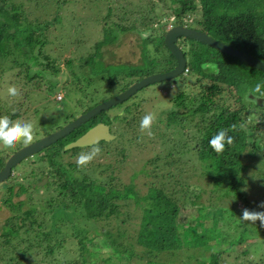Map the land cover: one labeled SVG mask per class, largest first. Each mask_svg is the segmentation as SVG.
Instances as JSON below:
<instances>
[{
  "label": "trees",
  "instance_id": "16d2710c",
  "mask_svg": "<svg viewBox=\"0 0 264 264\" xmlns=\"http://www.w3.org/2000/svg\"><path fill=\"white\" fill-rule=\"evenodd\" d=\"M78 1L80 0H0V63L6 65L4 67L0 66V70L4 72L5 70L15 69L16 72L13 73L15 77L23 74L22 81L29 82L37 75L31 76L29 74L30 59L38 63H43V59L48 60L46 65L52 67L49 64L48 56L45 55L48 54L45 52L48 50L46 48V31L49 30L51 25L56 26L62 21L61 10L68 12L69 15H75L77 9L87 8L91 3L107 8L105 16L101 18L104 23L101 25L100 37L92 44L85 45V42L77 35L72 37L74 29L70 31L69 35L72 34L70 38L73 41L67 42L66 47L72 48L70 49L72 56L66 58L65 65L70 69L71 78L67 80V86L79 91L80 89L86 90V88H89V93L91 90L96 91L97 87L94 84L102 79L109 82V84L107 83V89L116 88L117 94L146 75L163 72L174 66L175 60L163 42L166 31L163 29L162 31L158 30V34L150 33L146 38V40L151 39L150 44H152V47L157 42L155 53H161V59L157 64L162 66L163 70H147L154 66L153 64L157 60L154 63L149 61L150 67H145L142 70L132 71L129 67L122 72L116 70L114 64L124 61L112 62V59L106 58L108 47L121 41L126 32L136 31L141 33L142 30L134 22L129 26H124L122 24L123 18L118 17L119 12L117 9L123 10L125 0H108V2L104 0H86L84 5H77ZM171 1L179 4L178 7L173 9V17L175 18L173 24H182L181 17L187 12L194 13L198 11V18H194L191 25L188 24L187 26L200 29L213 38L248 52L264 61V0ZM52 3L54 4V11L51 18L44 19V17L40 19L47 9L52 7ZM142 23L145 25L144 30H147L149 28L148 22L142 20ZM183 25L185 24L183 23ZM151 28L153 29V27ZM67 38L66 36L64 41ZM70 38L67 40H71ZM179 40L190 41L188 48H185L187 50L184 49L183 45L180 44L179 46L187 60V72L194 74L190 86L192 94L186 88L178 89L174 93L175 95L173 94V106L168 109L167 114L169 118L177 120L176 123L180 124L179 128L181 127L179 130L187 126L188 130L186 132L193 134L189 139L195 140V148L192 149V153L195 154L200 164L207 162L209 166L200 165L201 171L198 170V177L210 182L212 185L211 196L214 195L215 198L212 199L209 196V203L201 204L196 208L198 215L192 222L180 224L177 222V215L182 207L181 205L185 204L186 198L184 194V191L186 193V187L180 181L179 183L184 190L178 193L167 191L163 185H152L145 194H139L133 180L129 184L121 185V188H118L106 181L100 182L98 178L92 177V175L86 177V172H83L84 178L82 179L63 174L64 172L60 171L55 159L57 150L64 148L63 152L65 151L67 155L71 156L79 148L86 147L73 146L66 148L65 146L96 124L108 125V118L116 117V119L120 118L128 123L133 121L134 117L128 118L124 115L127 106H122V114L110 113V110L113 109L111 107L98 113L69 134L37 152L36 154L46 163V166L42 168L36 166L35 170L29 173V176L35 179L33 182L27 180V174L25 175L26 179L19 178L14 181L13 178L16 177L14 167L11 175L0 182L2 205L6 208L10 206L9 201H15L13 202L15 210L8 209L0 224V264H58V255L64 251L65 247L68 250L70 236L72 238L76 237L80 242V247L84 248L83 240L88 236L89 228H92V226L88 227L87 224L92 223L96 226L97 222L101 223L113 217L120 221L116 230L111 232L113 230L108 229V231L103 230L101 232L103 236L112 241V252L108 253L99 263L119 264V258L122 254H127L129 258H132L134 256L132 247H139L142 252L138 256V260H140L139 258H157L161 261L167 260L166 264H173L172 261H168L169 258H172L170 255H161L182 249L189 251L191 256H194L196 254L193 250L205 248L207 251H211L215 249L211 244L218 245L228 242L231 246L237 245L238 249H241L240 252L223 251L224 260L221 259V263L216 259H211V255L206 256L205 260L198 259L197 262H193L196 264H250L247 255L257 251V243L262 245V242H264V225H261L259 220L252 223L243 220L241 217L244 209L264 211V207H260L261 204H254L253 201L250 202L247 198L246 178L243 172L246 169L245 160L264 163V122H261L260 126L253 122V116L248 119L249 115L254 114L250 109L255 107L251 105L256 106V109L264 108V106L260 107L258 103V99H264V97L253 93L257 83L264 85V74L237 58L224 54L201 42L187 38H180ZM81 50L86 52L81 54L79 53ZM78 53L79 56H77ZM26 54L29 57L27 63H24L19 57ZM75 60H78L80 65L88 67L87 75L76 73ZM207 64H212V70H205L204 66ZM52 70L57 73V68ZM13 83H16V81H13ZM48 89L54 90V85ZM103 90H106V86ZM138 91L126 100L135 96ZM224 91H228V97L232 99L230 105L225 104L226 97L222 96ZM20 93L26 94L27 90L22 86ZM113 94L115 92L110 93L109 97ZM248 95L249 97H247ZM252 96L257 98V103L251 99ZM245 97L253 102L248 100L246 102ZM105 98L106 96H103L100 99H94L95 101L92 103L88 102L82 113L105 100ZM188 102L193 107L192 114L195 113L198 116L194 129L188 128L190 123L188 124L187 119L191 116L185 117L184 112L186 111H180V108L183 110H186V107L188 108ZM194 102H196V105ZM0 105L2 109L0 116H8L11 120L17 117L16 112L11 113L10 109L12 107L5 109L7 107H5L4 101L0 100ZM74 117L75 115L69 114L67 118L65 117L66 119L64 118V123H68ZM59 127L61 125H57V128ZM107 127L108 132L111 135L113 134V139L124 135L123 130L118 128L111 130L110 126ZM221 130H228V135L234 138V142L232 145L226 146L223 153L217 154L210 147L209 141ZM43 132L42 135H45L50 131ZM137 137L138 134L136 133L131 136L132 141ZM36 139L34 138V140ZM104 141L106 140H100L98 144ZM182 143L187 144V142ZM21 146L23 144L20 143L16 147L18 149ZM10 153L12 152L7 149L0 152V169ZM158 158L159 155L156 159ZM31 162L35 161L32 159ZM67 164L69 168L77 170L75 161L68 160ZM163 165L166 166L167 164L164 163ZM43 169L45 170L43 171ZM47 174L55 178V191L52 190V183L49 179L42 187L37 185V182L47 179ZM41 189L43 191L40 193ZM252 189L251 186L250 190ZM45 191L50 195L47 199L43 197ZM39 194H42L43 198L36 199L38 201L35 203L34 197H39ZM22 195L24 197L21 199ZM191 197L196 198L197 195ZM11 198L13 199L10 200ZM3 199L5 200L3 201ZM187 199L189 200V198ZM121 200L126 202L130 200L135 207L140 209L141 215L138 225L140 228L135 231V234L131 233V237L125 234L127 227L123 225L124 220L119 218L118 201ZM240 202L241 206L238 205ZM71 205L78 206V208L79 206L82 207L83 212H76L74 206L72 208L75 212H68ZM21 206L22 208H20ZM215 207L221 209L223 213L222 224L218 225L217 221L213 220L211 226L206 227L199 216L205 215L208 208ZM1 210L3 209L0 207ZM76 216L82 217L81 222L76 223L73 221ZM49 220L51 221L50 225L47 224ZM122 234L126 237V240L129 237V245L126 246L117 242ZM56 236H59V238L54 239ZM252 239L256 242L254 243ZM47 240L49 242L43 248L42 244L46 243ZM51 240H53L52 244L50 243ZM34 241H37V244L41 246L39 250L42 249V251H39V253L41 252L40 259L35 261L31 259L32 256L27 258L32 253L33 247L29 244H35ZM23 242H28L25 248H28L31 251L30 253L25 252V248L20 247ZM252 245H254L253 252L250 250ZM61 259L67 260V258L60 257L59 262ZM130 264L137 263L130 262ZM256 264H264V262L259 261Z\"/></svg>",
  "mask_w": 264,
  "mask_h": 264
},
{
  "label": "rangeland",
  "instance_id": "374dc122",
  "mask_svg": "<svg viewBox=\"0 0 264 264\" xmlns=\"http://www.w3.org/2000/svg\"><path fill=\"white\" fill-rule=\"evenodd\" d=\"M104 1L108 2V0ZM85 2L86 0H80L77 2V5H84ZM53 5L54 4L52 3V7L47 9L43 17L40 19L44 17V19L51 18L54 11ZM178 5V3L172 2L171 0H125V6L122 7L123 10L118 8L117 11L119 12L118 17L123 18L122 24H124V26H129L134 22L138 28H140L142 31H145V25L142 23V20H145L149 25L147 31L158 34V30H166L170 26L174 25L173 22L175 21V18L173 17V9L178 7ZM106 9L107 8L105 6L100 7L97 4L91 3V5L87 8L77 9L75 15H69L68 12L61 10L60 13L62 15V21L56 26L51 25L49 30L46 31V48L48 50L45 52L48 54L45 55L48 56L50 61L49 64L52 65V67L46 65L48 60L45 61V59H43V63H38L30 59L29 74L31 76L34 74L37 75L29 82L22 81L23 74H20L19 76L16 75L15 77L13 74L16 72L15 69L5 70L4 72L0 70V100L4 101L5 107H7L5 109L12 107L10 109L11 113H17V117H15L13 121L19 120L22 122L33 123L35 129L34 138H39L44 133L43 131L47 130L52 132L53 130L57 129V125L63 126L66 124L64 123V120L69 114H73L75 117L78 116L82 113L88 102L92 103L103 96H106L105 99H107L109 98L110 93L115 92L116 94V88L107 89L109 82L102 79H99L94 84V86L97 87L96 91L91 90L89 93V88H86V90L80 89L79 91L67 86V80L71 78L70 69L65 65L66 58L72 56L70 54V49L72 48L66 47L67 42L73 41L70 38L72 34L69 35L70 31L74 29L72 37L77 35L83 42H85V45L92 44L100 37L99 32L101 31V25L104 23V20H101V18L105 16ZM198 16V11L194 13L187 12L181 17L183 20L182 24L184 23L185 25H191V21L194 18H198ZM151 27H153V29ZM66 36L71 40H67V38L66 41H64ZM139 38L140 33H137L136 31L126 32L122 36L121 41H119L117 44L111 45V47H108L106 58L112 59V62L124 61L114 64L116 70H119V72H122L127 67L131 68L132 71H137L138 69L142 70L145 67H150L151 64L149 61L154 63L155 60H157V62L153 64L154 66L147 70H163V67L157 64L161 59V53H155L157 42L154 44L155 46L152 47V44H150L151 39L146 40ZM184 42L185 41L183 40H179L178 45H183L184 49L188 48L190 41L187 40L185 43ZM85 52V50H81L79 53L82 54ZM79 53L77 56H79ZM28 57L29 55L26 54L19 58H21L24 63H27ZM73 57L75 56L73 55ZM108 62H110V60H108ZM79 63L80 62L78 60H75L74 62L76 73L79 75H87L89 71L88 67H85L82 64L80 65ZM0 66L4 67L6 65L5 63H0ZM211 66L212 64H207L204 66V68L206 71H210L212 70L211 68H213ZM53 68H57V73L53 72ZM191 74L186 72L177 76L175 79L149 84L138 91V93L129 100H125L124 102L112 106L113 109L110 110V113L116 112L117 114H122V106H127V110L124 111V115H126L128 118L134 117L131 123H128L125 120L123 121V119L120 118L116 119V117H112L109 119L107 117V123L109 124L106 125L110 126L111 130H113V128L123 130L124 133H122L124 135L120 138L118 137L117 139L109 138L101 144L95 143L87 145L86 147H81L71 156L67 155L65 151L63 152L64 148L57 150L55 153V159L57 160L60 171L64 172L63 174H67L69 177L75 176L74 178L78 179L84 178L83 172H86V177L88 175H92V177L98 178L100 182L106 181L107 183H111L118 188H121V185L129 184V182L133 180V183L135 184L139 194H145L152 185H163L166 187L167 191H174L178 193L184 190V188L179 183L180 181L182 185L184 183L183 186L186 187V193L184 191L186 198L185 204H182V207L179 209L177 222L180 224H185L189 221L192 222L198 215L196 208L201 204L209 203V196H211L212 193V185L210 182L206 179L199 178L197 174L198 170L201 171L200 165L207 167L208 163L205 162L200 164V162L196 159L195 154L192 153V149L195 148V140H189L190 136L193 134L186 132L188 130L187 126L184 127V129L179 130L181 129V127L179 128L180 124L176 123L177 120L169 118L167 114L168 109H171L173 106L172 97L175 95L174 93L178 91V89L186 88L189 93L192 94L190 91V86L194 74ZM13 81H16V83H13ZM12 85L16 86L20 92L23 86L27 90V93L21 94V96H18L19 98L9 96L7 94V88ZM53 85L54 90L48 89ZM105 86L106 90H103ZM228 95V91H224L222 94V96L226 97L225 104L230 105L232 99L229 98ZM247 97H249V95ZM247 97H245L246 102H253ZM251 99L257 103L256 97ZM188 103V108L186 107V110L180 108V111H186L184 112L186 114L185 117L191 116L187 119L188 124L190 123L188 128L194 129V124H196V121H198V116L195 115V113L192 114L193 107L190 105V102ZM194 103L196 105V102ZM258 103L260 107L264 106L261 104V99H258ZM251 106L255 107L250 109L252 112H254V114L249 115L248 119H251L253 116V122L261 126V122H264V108L256 109V106ZM1 110L2 109L0 107V111ZM148 112L155 113L157 117L156 122L151 129L153 133L152 136H148L146 133H141L139 129V124L142 117ZM135 133L138 134V137L132 141L131 136H133ZM182 142H187V144H183ZM20 143L23 144L22 142ZM20 143L15 144L13 147H3L0 149V152L5 149H7L9 152H13L17 150L16 146H18ZM96 145L102 149V152L87 165V168H80L77 166V164V170L69 168L67 164L68 160L71 162L75 161L79 153L88 152L91 150V147ZM170 151L172 153H169ZM158 155L159 158L156 159ZM32 159L35 162L32 163ZM164 163L167 165L164 166ZM244 163L246 164V169L243 172V175L246 178L245 189L247 190L248 194L247 198L250 200V202L253 201L254 204H261V202H264V163L247 160H245ZM36 166H38V168L46 166V163L42 161L40 156L37 154L21 160L17 165L14 166L16 177L13 178V180L15 181L19 178L24 180L26 179L25 175L27 174V180L29 182H33L35 179L29 176V173H31L32 170H35ZM44 170L45 169H43V171ZM46 177L47 179H45V182L44 179H42L41 181L37 182V185H41L42 187V185L49 179L52 183L51 188L55 191V178L49 174H47ZM251 186L253 187L252 190H250ZM42 191L43 189H41L40 193ZM48 195L49 193L47 191L43 193V197L45 199L50 196ZM194 195H197V197H191ZM22 197H24V195H22L20 198L22 199ZM43 197L42 194H39V197L35 196V203H37V201ZM211 197L212 199L215 198L214 195ZM187 198H189V200ZM12 199L13 198L10 200ZM4 200L5 199H3V201ZM13 202L15 201L13 200ZM13 202L9 201L10 206L5 208L2 205V198L0 199V207L3 209L0 211V217L3 215V217L0 218V224L6 216L4 214L8 211V209H12L13 211L15 210ZM118 204L119 218L124 220L123 225L127 227L125 234H128V236L131 237V233L135 234V231L139 230L140 228L138 226L141 215L140 209L135 207L130 200L127 202L121 200L118 201ZM17 205H19V203H17ZM17 205L16 207H18ZM238 205L241 206V202L238 203ZM72 206L74 205H71V207L68 208V212L70 213L75 212ZM74 207L76 212H83L82 207L79 206L80 209L78 206ZM20 208H22V206ZM222 216L223 213L221 209L215 207L208 208L206 214L200 215L199 219L202 220L207 227L211 226L213 220H216L217 224L221 225ZM81 220L82 217L76 216L73 221L77 223L81 222ZM50 222L51 221L49 220L47 224L50 225ZM119 223V219L114 217L101 223L97 222L96 226H94L92 223H88L87 226H92V228H89L90 232L83 240L85 247L81 248L80 242L77 240V238H72V236H70L71 239L68 242V250L65 247L64 251L58 255L59 258L64 257L67 258V260L61 259L59 262L58 258L57 263L98 264L101 260H103V258L107 256L108 253L112 252V241L103 236L101 232L103 230L108 231V229H111L113 230L111 232H114ZM129 237L126 240V237L122 234V237L118 239L117 242L127 246L130 243ZM57 238H59V236H56L54 239ZM249 239L251 240V238ZM34 242L36 243L29 244L30 246L33 245V247L31 250L32 253L27 256V258L32 256L31 259L33 261L40 259L39 256L41 252L39 253V251H42V249L39 250L41 246L37 244V241ZM47 242H49V240L42 244L43 248H45L44 246L47 244ZM52 242L53 240L50 241L51 244ZM253 242L255 243L256 240ZM27 243L23 242L20 244V247L25 248ZM257 244V251L255 253L252 251L254 246L252 245L250 250L253 252V254L249 253L247 255V260L250 262V264H256L259 261L264 262V242H262V245H260L261 243ZM211 246H213L215 249L211 251H207L205 248L193 250V252L196 254L194 256H191L189 251L182 249L178 251H170L168 253L162 254L161 256L170 255L172 258H169L168 261H172L173 264H196L193 261L197 262L198 259L205 260L206 256L208 257L211 255V259H216L221 263V259L224 260V254L222 253L223 251L232 250V252H240L241 250L238 249L237 245L231 246L228 242L220 243L218 245L211 244ZM132 249L134 251V256L129 258L127 254H122L119 258V264H130V262H136L137 264H166L167 262V260L161 261L157 258H139L140 260H138V256L141 254L142 250L139 247H132ZM24 250L28 253L31 252L28 248H25ZM99 264H102V262Z\"/></svg>",
  "mask_w": 264,
  "mask_h": 264
},
{
  "label": "water",
  "instance_id": "95a60500",
  "mask_svg": "<svg viewBox=\"0 0 264 264\" xmlns=\"http://www.w3.org/2000/svg\"><path fill=\"white\" fill-rule=\"evenodd\" d=\"M180 38H187L201 42L224 54L237 58L238 60L260 70L264 74V61L261 59L225 42L219 41L200 29L183 24H174L166 29L163 37L165 47L175 60V64L171 69L163 72H154L134 81L124 90L99 102L63 126L53 130L48 134L40 136L36 140H33L31 144L23 145L14 152L10 153L5 159L2 168L0 169V182H3L11 175L12 168L21 160L33 156L45 147L56 142L59 138L69 134L98 113L106 111L112 106L125 101L138 90L148 86L149 84L164 80H171L181 75L186 68L187 60L181 47L178 45ZM261 104L264 105V99H261ZM109 138H113V135L108 132L107 125L99 123L86 130L83 134L77 137L74 141L68 143L65 147L69 148L73 146H87L98 143L100 140H108ZM0 149H2V146H0Z\"/></svg>",
  "mask_w": 264,
  "mask_h": 264
},
{
  "label": "clouds",
  "instance_id": "9594fccd",
  "mask_svg": "<svg viewBox=\"0 0 264 264\" xmlns=\"http://www.w3.org/2000/svg\"><path fill=\"white\" fill-rule=\"evenodd\" d=\"M149 35L150 32L147 30L140 33L141 39H146ZM262 88H264V85L257 83L253 89V93L258 94L260 97H264V90H262ZM7 94L11 97H18L21 95L19 89L14 85L7 88ZM156 119V114L153 112L145 114L139 124L140 132L152 136L153 133L151 129ZM34 136L35 129L33 123L19 120L13 121L8 116H0V146H2V148L13 147L20 142L25 145L31 144L34 140ZM233 142L234 138L228 135V130H221L211 138L209 144L217 154H221L225 151L226 146L232 145ZM101 152L102 149L98 145L93 146L90 151L79 153L75 162L78 167L84 168L98 157ZM260 207H264V202H261ZM241 218L252 223L259 220L261 225H264V211H250L244 209Z\"/></svg>",
  "mask_w": 264,
  "mask_h": 264
},
{
  "label": "built area",
  "instance_id": "2783aa9c",
  "mask_svg": "<svg viewBox=\"0 0 264 264\" xmlns=\"http://www.w3.org/2000/svg\"><path fill=\"white\" fill-rule=\"evenodd\" d=\"M187 71V69L185 68V70H184V72H186ZM60 95V94H59ZM60 97H61V95H60Z\"/></svg>",
  "mask_w": 264,
  "mask_h": 264
}]
</instances>
